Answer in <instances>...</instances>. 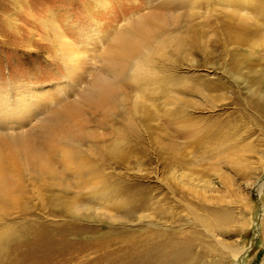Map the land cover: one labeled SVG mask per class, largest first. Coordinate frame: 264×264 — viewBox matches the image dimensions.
Returning <instances> with one entry per match:
<instances>
[{
	"label": "rangeland",
	"instance_id": "rangeland-1",
	"mask_svg": "<svg viewBox=\"0 0 264 264\" xmlns=\"http://www.w3.org/2000/svg\"><path fill=\"white\" fill-rule=\"evenodd\" d=\"M127 1L0 0L1 92L14 86L17 96L33 90L54 98L12 128L0 124V136L32 131L44 110L66 102L69 80L52 29L77 45L158 0ZM250 1L236 11L228 0H198L179 10L171 34L197 32V50L184 44L180 63L154 72L180 80L185 101L167 106L166 114L163 98L147 85L151 116L146 126L136 116L128 138L119 112L112 127L88 123L77 146L91 173L65 172L57 161L53 176L21 172L13 204L0 207V231L13 230L0 244V264H264V29L241 18L264 25V0ZM179 109L186 118L171 115ZM90 112L84 107V117L94 119ZM181 119L200 142L174 133ZM115 141L130 148L125 161L111 158Z\"/></svg>",
	"mask_w": 264,
	"mask_h": 264
},
{
	"label": "bare ground",
	"instance_id": "bare-ground-1",
	"mask_svg": "<svg viewBox=\"0 0 264 264\" xmlns=\"http://www.w3.org/2000/svg\"><path fill=\"white\" fill-rule=\"evenodd\" d=\"M197 1L158 0L145 13L136 12L132 19L124 18V24L114 28L110 33L94 36L95 38L86 39L77 45L57 26L52 29V41L62 57L63 75L69 80L68 88L63 91L66 102L54 109L44 110L32 125V131L18 133L10 139L4 135L0 136V207L6 202L13 204L17 193L15 190L19 186L17 177L22 171H28L33 176L43 174L53 176L56 170L54 162L57 161L66 166L65 172L91 173V169L81 161L82 156L77 146L87 136L85 132L87 124L93 121L100 128L105 125L112 127L115 122L111 118L119 112L126 121L119 126L123 132L121 136L128 138L136 116L142 119L145 126L146 118L151 116L150 110L146 108L147 85H154L151 93L155 97L163 98L166 114L170 112L167 106H178L179 102L185 101L179 96L185 89L181 86L180 80L174 79L170 74L159 77L154 71L165 72L167 66L173 67L175 63H180L178 56L184 44L194 51L197 50L199 43L195 41L199 36L197 32L187 28V35L183 37L180 34H171L169 29L170 26L172 30L176 29L179 25L181 20L179 10L195 6ZM246 1L228 0L225 4L231 5L236 11L243 9L242 5L245 6ZM127 2L128 6H132L131 0ZM251 2L253 1L249 0V4ZM162 9L167 12H160ZM259 14L264 16V11ZM255 16H258L257 13ZM241 18L245 21L253 20L256 30L264 29L263 23L253 16L245 14ZM240 34L248 33L243 30ZM156 62H160L162 67H158L159 64ZM87 77L89 79L86 82ZM13 87L10 86L5 95L0 89V124L8 128L20 124L22 115L28 114L33 108L44 109L45 104H51L50 101L54 99H49L47 93L43 91L33 90L28 92L25 90L17 96V91ZM187 104L191 106L193 102L187 101L185 105ZM154 105L151 102L150 106ZM84 107H88L90 113L96 115L94 119L84 117ZM157 112L159 111L156 110ZM184 112V109H179L171 115H176L178 120L179 117L183 118L181 116L186 115ZM181 121L174 133L180 135L186 142H200L202 136L196 134L186 120ZM170 124L171 119L168 127ZM164 147L171 150V159H175L177 155L175 146L168 144ZM130 152V148H124L123 141H115L110 146L109 154L111 158L121 162L129 157ZM102 195L99 198H102ZM77 198L80 199L79 196ZM11 235L13 230L3 226L0 231V244L7 241ZM233 253L239 255L241 252Z\"/></svg>",
	"mask_w": 264,
	"mask_h": 264
}]
</instances>
